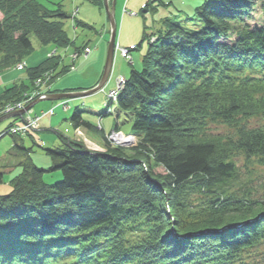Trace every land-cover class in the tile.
I'll use <instances>...</instances> for the list:
<instances>
[{
  "label": "trees",
  "instance_id": "obj_1",
  "mask_svg": "<svg viewBox=\"0 0 264 264\" xmlns=\"http://www.w3.org/2000/svg\"><path fill=\"white\" fill-rule=\"evenodd\" d=\"M256 8L260 26L248 22ZM0 13V73L26 62L33 38L56 48L0 93L2 116L39 78L53 84L70 73L59 48L82 54L88 43L76 46L62 4L0 0ZM146 29L136 45L148 40L142 67L132 66L115 102L116 129L122 112L136 145H112L104 132L106 150L92 151L59 135L58 146L39 145L51 161L43 168L12 135L20 172L0 193V264H242L264 243V200L233 159L235 148L264 165V129L247 125L264 117V0H204L164 17L154 41ZM84 111L72 109L74 127L97 128ZM218 121L236 129L232 141L209 131Z\"/></svg>",
  "mask_w": 264,
  "mask_h": 264
},
{
  "label": "rangeland",
  "instance_id": "obj_2",
  "mask_svg": "<svg viewBox=\"0 0 264 264\" xmlns=\"http://www.w3.org/2000/svg\"><path fill=\"white\" fill-rule=\"evenodd\" d=\"M39 1L51 9L56 8V6L58 4H62L63 9L65 11L69 12L71 15L73 13H75V11L78 9V14H74L76 18L73 19L71 17V18L66 20L65 28L68 31V33L72 39L76 38V43H75L76 46H82L84 43L90 42V44L92 46H94L93 47L94 53L88 59H85L83 57V55H81L79 57V59L76 61L77 71L76 72H70L67 75L62 76L61 78L63 79L62 81H63L64 85L66 84V82L73 84V82L78 80V81H82L80 83V85H84V86H82L83 88H80V89H82V90L90 89L89 85H91V86H92V84L94 85L96 83V80L98 79V74H97L98 69H100V71H103V69L105 68L107 54H108L109 41L111 38V23H110V20L108 18V14H107V11L105 9V6L103 8H99L98 6L91 4V3L87 2L86 0H39ZM146 1L147 0H145V2ZM257 2L259 3L260 0H257ZM119 7H120V4L117 2L115 5L116 21H118L120 19ZM160 8H162V7L158 6V10ZM129 9L130 10L127 11L128 18L125 21V27H127V25L130 27V33H129L128 37L135 39L136 38L135 35L136 36L138 35L139 36V43H140L142 38H143L142 33H143L144 24L147 23V25H148V21L145 22L143 16L140 14L141 13L140 6L138 7V10L131 11L132 8H129ZM136 13H138V14H136ZM162 13H163V10L160 13H158V11H156L157 15H156L155 19L158 20L160 18V16L162 15ZM147 14H151V13H147ZM1 18H2V14L0 13V19ZM150 19H151V17H150ZM248 22L252 26H260L262 24V13H261L260 8H256L252 12V18H249ZM121 25H122V23L120 22V26L119 25L117 26L118 27L117 28V38H116L117 41H119V38H120L119 35H120ZM152 29H155V28L153 27ZM152 31H154V30H152ZM105 33H106V37L103 40L102 37ZM154 38L156 39V37H154ZM98 40L102 41V51L100 52V54L98 53L99 50L97 48L98 47V45H97ZM137 43L138 42H136V45L139 44V43L138 44ZM33 45H34V50L31 53V55L28 57V59L26 60V62L30 66L36 65L37 63L42 61L45 58V56H48L52 51H54L56 49L53 46L41 45L40 42L36 38H33ZM122 47H124V46L122 45ZM134 47L135 46H133V48ZM147 47H148V40H144L142 42L141 47L138 46V48H136L132 51V53L136 54L134 57L135 64H130L129 61L126 60L125 58H123L120 61L121 67L124 68L122 70L123 77H126L127 75L129 76L132 66H135L138 69H140L142 67V60L140 62L139 58L142 59L144 52L146 51ZM58 52L61 53L62 56H65L64 57V63L70 64L71 63L70 55L75 53V49L73 46L69 47L68 49L59 48ZM91 53H92V51H90V52L88 51V53L86 52V54H88V55H90ZM116 56L117 55L115 54L114 62H116V58H117ZM27 67H28L27 65H23V67H20L18 65V67H17L18 70L14 69V68H8L7 70L11 69L12 70L11 72H15V74H14L15 76H10V77L12 79L18 78V80L21 82V81H24L27 79V76H26V68ZM120 76H118V77H120ZM80 77H82V79H79ZM61 78H59L56 82H58ZM37 82H38V80H37ZM6 85H9V84L6 83V80L3 79L1 77V74H0V89H1L0 93L2 92V90H4L6 88ZM92 87H94V86H92ZM82 90H80V91H82ZM86 97L89 98V100L84 101V104L82 106L88 112H91V111L87 108L98 109V111H99V110H102L106 104V98L102 92L99 93V91H97L96 93L89 95V97L88 96H86ZM80 98L84 99V100L86 99L85 97H80ZM70 101H72V100H70ZM48 102H50L49 104L55 103V101L54 102L48 101ZM42 104H45V103L43 102V103L37 104L35 107H33V110L34 111L37 110V108H39ZM75 105H76L75 103H71V109H73L75 107ZM25 108H26V106L21 108V110L25 109ZM61 112H63L62 108L55 111L56 115L54 117L56 118L58 116L59 120H60L59 121L60 125L57 126V129H59V130H56V132H60V133L65 135V134H68V132H66L67 129H70L71 132H73V129L71 127H69L68 118H66V117L62 118L63 114H60ZM71 113H72V111L70 112L69 115H71ZM65 114H67V113H65ZM119 115L121 117L120 122H121L123 132L126 134L130 133V131H132L131 130V125H132L131 121L122 112H119ZM60 118H62V119H60ZM110 118H112V117H110ZM110 118H108L109 122H111V120L113 118L116 119L115 116H113V118L111 120H110ZM42 121L43 120H40V122H39V123H41V125H42ZM8 124H9V122L6 120H4L3 122L0 123V134L6 129ZM247 125H248V127H251V128H263L264 129V117L258 116V117L251 118L248 121ZM40 128L41 127H38V129H40ZM209 131H211V133L220 134V135L224 136V139H227V141L228 140L232 141L231 139H234L237 135L236 129L230 128L220 121L210 122L209 123ZM56 132H52V134L57 136ZM85 137L87 138V141H86L87 145L85 143V147L89 148L90 150H96V151L100 150V148H98V146H97V143H95L92 139H90L89 136L85 135ZM13 139L14 138L12 137L11 134H6L0 138V153L4 152V154L7 156V154L10 152L9 150L11 149V147L14 143ZM77 139L83 140V138L81 136H79V138H77ZM25 143H26V146L33 147V152L31 154V156H32L33 160L38 163L37 165L40 167H43V168H48L51 164V161H50V158L45 154L44 150L39 146L40 144H33V141L30 138H26ZM136 143H137V138L134 137L132 139L131 144L124 145L122 147L131 148ZM233 149H234L233 150V154H234L233 159L235 160V163L237 164V167L240 171V174L244 178L249 179L250 183L256 188L255 193H254V197L255 198H261L262 200H264V165L259 164L257 159L248 160L244 154H242L239 151H236L235 148H233ZM15 154L16 153H13L12 155L9 156V158H11V160L17 159L18 155H15ZM7 159H8V157H7ZM8 160H10V159H8ZM156 171L157 172H163V169L161 167H157ZM7 177L8 176H6V179L4 180L3 183H0V193H7L10 191V186L7 184V182H8L7 180H9V178H7ZM46 178H49L48 175ZM56 179L57 178L52 179V181L54 182ZM46 181L49 182L50 180L46 179ZM242 264H264V243L261 244L260 246L256 247V248L246 252Z\"/></svg>",
  "mask_w": 264,
  "mask_h": 264
},
{
  "label": "crops",
  "instance_id": "obj_3",
  "mask_svg": "<svg viewBox=\"0 0 264 264\" xmlns=\"http://www.w3.org/2000/svg\"><path fill=\"white\" fill-rule=\"evenodd\" d=\"M203 1L204 0H169V1L168 0H156L155 1V5H158V6L162 7V8H160L158 10V6H157V9L149 10L147 12V13H151V14L145 13L144 16L140 13L143 16L144 21L145 22L148 21V25H147V23L144 24L142 36L144 34L145 27L147 28L146 31L148 33L153 32L152 30L155 31L158 27H160L162 25V19L164 17H166V16H171L172 14H174L178 7L182 8L183 10H186L187 12H192ZM117 2L120 4V7H119V9H120V13H119L120 19L117 21V26L118 25L120 26V22L122 23L121 29H120V35H119L120 38H119V41H117V42L120 44V46L123 45L124 47H132V46L136 45V42L139 43V36L135 35V37H136L135 39L128 37L129 33H130V27L128 25H127V27H125V21L128 18L127 11L130 10L129 8H132L131 11L138 10L139 6H140V9L142 10V8L144 7V5H145V3L147 1L145 2V0H116V3ZM162 10H163L162 15L160 16V18L158 20H156L155 19L156 15H157L156 11H158V13H160V12H162ZM136 14H138V13H136ZM150 17H151V19H150ZM153 27L155 29H152ZM105 37H106V33L103 35L102 39L104 40ZM101 40L100 41L98 40V42H97V45H98L97 48L99 50V52H98L99 54L102 51V41ZM87 43H89L88 46L91 45L90 42H87ZM93 53H94V51L90 54V56H92ZM115 54L117 55L116 56L117 58H116V62H113V67H112V71H111L110 77L104 83V86L101 88V90H99V93L102 92L104 95H106V93L108 91H111L114 88H116L117 80L119 78L118 76H120V75L123 76L122 70L124 68L121 67V63H120V61L123 59V57H122L120 51H118V50H116ZM132 55H133V64H135L134 57H135L136 54L132 53ZM90 56L88 58H90ZM114 60H115V58H114ZM141 60L142 59L139 58L140 62H141ZM104 69H103V71H100V69H98V71H97L98 79L96 80V83L94 85L92 84V86H96L100 82V80H101V78L103 76V73H104ZM11 71L12 70L10 69V70H6V71L0 73L1 77L6 80L7 84H9V85H6V87L19 81L18 78L12 79L10 77V76H15L14 75L15 72H11ZM67 74L68 73H66L65 75H67ZM65 75H63V76H65ZM127 77H128V75L125 78H127ZM79 79H82V77H80ZM62 80L63 79L61 78L58 82L54 81V83L52 85V90H57V91H54V93H61V92H66V91L67 92L80 91V90H82L80 88H83L82 86H84V85H80V83L82 81L76 80L75 82H73V84L66 82V84L64 85ZM92 86L89 85L90 88ZM84 90H86V89H84ZM85 98H86L85 100L81 99L80 97L70 98L72 101H69V103L70 104L71 103H75L76 105H83L84 101H88L89 100V98H87V97H85ZM43 102L45 104H42L39 108H37V110H35L36 113H41L42 111H47V110L51 109L52 107H54L55 105L58 104L57 100L55 101V103H51V104H49L50 102H48V101H40L37 104L43 103ZM51 102H54V101H51ZM37 104H35L34 107ZM58 109H60V108H57L56 110H58ZM87 109H89L91 112L84 111V113H83L84 119L88 120L93 125H96L97 124V113H99L101 110L98 111V109H92V108H87ZM71 111L72 110H69L68 112H64L63 111L60 114H63L62 118H65V117L68 118L69 127H71L73 129V132H71L70 129H67L66 132H68V134H65V135L60 133V132H56V130H59V129H57V126L60 125L59 124L60 120H59L58 116L56 118L54 117L56 115V113H54L52 116H50V117L46 116L43 119L40 129H38L37 131L31 133L29 136L23 138V140H21V141L18 140V141H20V143L22 145H24L25 147L29 148L28 146H26V143H25V139L26 138L32 139L33 144H40V145H43L45 147H54V146H58L59 144H61L62 140H61L59 135H62L64 138L73 140L74 139V134H75V127H74L73 122L69 119L70 116H71V115H69ZM65 113H67V114H65ZM110 117L113 118L112 115H107V116H105V118L103 120V127H104V131H106V132L116 128V119H114V118L112 119ZM62 118H60V119H62ZM108 118H110V120L112 119L111 122L108 121ZM15 120H17V122H19L21 120V118L16 116V117H10V118L6 119V121H8L9 124L14 123ZM119 128H120V130H122V126H121L120 120H119ZM52 132H56L57 136L52 134ZM86 133L90 137V139H92L94 142L99 144L101 147L105 148L106 141H105V138H104V135H103V133H104L103 131H100L97 128H94V129H87L86 128ZM13 145H14V143H13ZM13 145H12V147H13ZM9 156H10L9 153L7 154V156L4 154V152L0 153V172L4 173L3 182L6 179V176H8L7 178L10 179V177H13V176L17 175L20 172V167L17 166V164L19 163L21 158L18 156L17 159L11 160V158H9ZM7 157L10 160H8ZM35 163H37V162H35ZM48 177L49 178L45 177V179H49L50 180L49 182H53L52 179L57 178L56 180H58L61 177V174L60 173H56V174H53V175H48Z\"/></svg>",
  "mask_w": 264,
  "mask_h": 264
},
{
  "label": "water",
  "instance_id": "obj_4",
  "mask_svg": "<svg viewBox=\"0 0 264 264\" xmlns=\"http://www.w3.org/2000/svg\"><path fill=\"white\" fill-rule=\"evenodd\" d=\"M115 5H116V0H112L111 5H109L108 0H106L105 2V8H106L108 18L111 23V38L109 41L108 54H107L104 73H103V76L100 82L94 88L89 89V90L75 91V92L48 93L44 97L37 98L36 100H34L32 103L27 105L25 109L16 110L14 112L2 114V116H0V123L10 117L23 116L24 113H26L35 104H37L40 101H56V100L67 99V98L86 97V96L92 95L96 93L97 91L101 90V88L104 86V83L110 77L112 67H113V62H114V56H115V43H116V34H117Z\"/></svg>",
  "mask_w": 264,
  "mask_h": 264
},
{
  "label": "built area",
  "instance_id": "obj_5",
  "mask_svg": "<svg viewBox=\"0 0 264 264\" xmlns=\"http://www.w3.org/2000/svg\"><path fill=\"white\" fill-rule=\"evenodd\" d=\"M88 51L90 52L91 50L89 48H87L86 52L88 53ZM121 52H122V55L124 57H126L128 59L131 58L127 49L121 48ZM74 57H76V55H74ZM18 65L20 67H23V65H25V64L24 63H20ZM48 80L49 79H46V78H39L38 82H37V86L39 87V89H37L34 92H32L31 95H29L24 101H21V102H18V103H14V104H9L6 107V111L7 112H11V111L23 108L26 103H28L31 100H33L36 96L44 97L45 94L43 93L41 88L46 86ZM123 82H124V79L120 78L119 79V85L122 84ZM118 92H119L118 90H114V91L110 92L108 94V101L109 102H116L117 96H118ZM63 106H64V109H67V105L66 104H64ZM40 119H41L40 116H34V115H31L29 113L25 117V119L23 120V122L21 124H18V125H15V126L12 127L11 132L15 133V134L25 135L29 131L38 128ZM76 133H77L78 138H79V136H81L83 138V141H85V142L87 141V138L85 137V134L83 133V131L80 128H78L76 130ZM117 137L118 138H126L130 143H132V139L134 138V136H132V135L126 136L122 132H119V133H116V134L113 133V134H110L108 136L109 140L111 142H113L114 144H117V145L124 144V143H121L118 139L116 140Z\"/></svg>",
  "mask_w": 264,
  "mask_h": 264
},
{
  "label": "bare ground",
  "instance_id": "obj_6",
  "mask_svg": "<svg viewBox=\"0 0 264 264\" xmlns=\"http://www.w3.org/2000/svg\"><path fill=\"white\" fill-rule=\"evenodd\" d=\"M105 2H106V0H105ZM108 2H109V5H111V3H112V1H110V0H108ZM89 45V44H88ZM21 63H23V62H21ZM15 69V68H14ZM69 70H71V68H69ZM15 103H18V102H15ZM113 133H119V130H117L116 128H114V130L110 133V134H113ZM119 140L121 143H124V144H121V146H124V145H129V144H131L126 138H116V140ZM114 144V143H113Z\"/></svg>",
  "mask_w": 264,
  "mask_h": 264
}]
</instances>
